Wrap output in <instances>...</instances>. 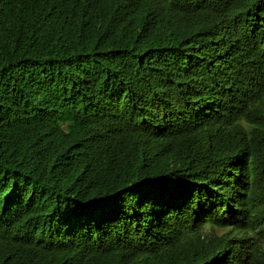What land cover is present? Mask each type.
Returning a JSON list of instances; mask_svg holds the SVG:
<instances>
[{
	"label": "trees",
	"instance_id": "1",
	"mask_svg": "<svg viewBox=\"0 0 264 264\" xmlns=\"http://www.w3.org/2000/svg\"><path fill=\"white\" fill-rule=\"evenodd\" d=\"M0 264H264V0H0Z\"/></svg>",
	"mask_w": 264,
	"mask_h": 264
}]
</instances>
